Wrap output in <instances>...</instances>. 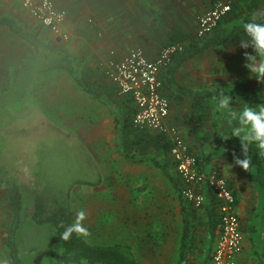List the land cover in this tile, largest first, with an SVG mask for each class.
<instances>
[{
  "label": "rangeland",
  "instance_id": "374dc122",
  "mask_svg": "<svg viewBox=\"0 0 264 264\" xmlns=\"http://www.w3.org/2000/svg\"><path fill=\"white\" fill-rule=\"evenodd\" d=\"M209 1L170 0L169 3L174 5L170 11L180 12L181 10L183 14L188 12L185 16L174 13L172 17H169L170 23L172 24L174 20L179 22L182 17L186 21L183 23L190 24V29L205 7L207 8ZM127 2H132L136 8L131 7L130 4L125 13L119 17L94 15L89 16L88 19L91 20L90 22H96L95 24L100 27L102 26L100 20L103 17H108L110 20L114 18V21L118 23L116 27L121 25L123 31H126L123 42L138 45V0H127ZM158 2L161 4L163 0H158ZM7 4H9L7 1L0 0L2 7ZM256 12H253V16L261 15L260 13L264 12V7ZM191 31L195 32L196 29ZM55 39L59 40L60 38L56 36ZM131 48H138V46ZM243 51L245 50L239 47V40L224 47L210 48L189 60L178 73V77L181 82L187 81L190 85L231 79L241 89L244 88V90L238 91L236 99L232 101L234 110L239 111L246 102L253 106H264V84L257 82L255 77H251L249 70L244 67ZM247 51L251 52L252 49L249 48ZM31 52H33V48L17 37L11 36L10 33L2 35L0 39V90L9 82L4 70L5 64L7 62L13 64L14 59L22 58ZM107 64L109 65V63ZM107 64L100 63L102 68L95 69L96 71L91 77L94 82L93 88L98 92L113 87L106 72ZM114 93L116 94L115 91ZM118 96L122 97L119 94ZM35 97L39 109L47 110V118L56 127H60V130L65 131L68 134L67 137H71L73 134L74 136L78 135L79 137H76L81 142L87 141V143L83 142L88 145L86 146L89 149L90 157L83 153L82 149L78 150V147H74L72 141L68 140L66 136L59 137L57 134L58 136L55 137L50 134L45 137L40 135L47 124L44 121L42 123L27 117L30 111H16L15 117L12 110L15 106H9V109L7 105L0 104V137H2L1 134L4 135L0 139V154L17 156L21 159L27 151L30 152L29 159H25V165L22 160L16 161L13 158L10 161L12 171H19L18 175L25 184L24 197L28 205L33 201V195L31 196L30 192L33 189L34 176H36L34 163L40 158L43 159L42 168L37 167V171L41 175H44L46 171L51 175V178L63 186L84 174L91 176L100 174L101 182L99 184H74L72 190L71 203L75 218L79 210H84L87 214L83 223L88 228L90 235L86 239L95 243H128L133 247L135 254L143 264H174L178 251L180 218H152V215L155 214L152 207L148 205L145 209L138 203V180L139 183L142 182L145 174L138 173V163L123 158L122 154L120 158L112 159V153L118 150L121 153L122 150L120 144L122 138L114 137L116 128L112 129L110 122L107 121L114 119V115L110 112L112 107L85 92L64 72L47 75L42 73L35 85ZM114 107L116 108L117 105ZM189 110L190 100L173 103V120L182 131L191 151L198 154L196 149L203 147V141L209 140L213 127L209 120L197 125L187 124L183 117ZM7 114L11 117L8 119L9 122L4 121ZM96 118L100 119V122L96 124L99 125L97 128L94 127L93 121ZM227 124L236 126L235 121L230 124L227 120ZM2 128L5 130L3 131ZM95 133L97 134L95 135ZM34 140L36 143L32 142ZM79 145L82 147V144ZM150 177L152 180V175ZM172 188L174 189L173 186ZM166 192L170 193V190L166 189ZM171 195H168V198ZM159 198L162 202L159 204L163 211L171 206L170 199L164 200L163 193H160ZM29 213L30 207L28 206L25 210V218H29ZM11 214L6 191L0 184V235L2 234L0 237V264H3L5 260L7 264H11L3 241ZM25 223L22 230L23 245L21 248L22 251L24 250L26 263L44 264L51 255L53 245L50 228L30 226L28 221ZM157 228L160 231L156 230ZM156 231L160 233L159 237L152 238ZM250 264H257L253 256L250 259Z\"/></svg>",
  "mask_w": 264,
  "mask_h": 264
},
{
  "label": "trees",
  "instance_id": "16d2710c",
  "mask_svg": "<svg viewBox=\"0 0 264 264\" xmlns=\"http://www.w3.org/2000/svg\"><path fill=\"white\" fill-rule=\"evenodd\" d=\"M262 4L264 5V0H234L232 10L219 21L211 32L199 36L195 32H186L180 27L174 26L164 43V46L179 43L182 47L172 55L171 60L164 68L163 92L170 99L176 101H191V111L186 116V120L190 124L197 125L209 120L213 127L211 137L203 145L204 153L195 154L202 168L209 164L213 157H223L233 162V150L237 155H240L238 138L232 137L224 141L220 137L222 135L230 136L235 126L227 124V119L216 110L212 97L222 89L234 100L238 91L244 90V88L241 89L230 81H218L198 86L187 85L177 79L176 72L185 62L196 55L210 48L223 46L234 37L243 34L242 23L253 18H256L257 22L264 23V13L256 17L250 15L254 8ZM3 28L10 30L29 43L33 52L25 61L17 65L8 84L0 90V104L7 105L8 108L15 106L12 108L14 116L16 111L25 110L30 111L27 117L32 120L44 121L47 125L41 134L39 132L40 135L46 137L51 134V136L57 137L59 134V137H67L68 134L65 131L60 130V127H56L47 118L48 111L39 109L37 105L35 85L42 73L46 74L53 70L65 71L85 91L95 98L108 102L112 107L110 112L114 115L117 123H120V137L122 138L120 144L124 155L132 161L150 162L159 167L170 184L178 191L182 207V221L174 264H210L214 245L222 229L219 200L212 188L206 184L198 188L205 195L201 206H195L183 196L181 179L176 172L174 160L170 158L172 141L168 134L135 127L132 121L136 111L133 98L127 96L120 103V100L112 98L113 90L110 89L107 99L103 93L93 88L94 82L88 78L91 74L88 73L87 68H82L83 63L77 57L65 53L47 42L39 30L29 29L17 18L6 14L0 15V30ZM115 91H117L116 87ZM116 105L118 107L113 108ZM10 118L7 114L4 121L9 122ZM2 130L5 129L2 128ZM1 136L4 137L3 134ZM76 136L71 134V137H67V139L72 141L74 147H78V150L82 149L83 153L90 157L89 149ZM35 140L32 142L36 143ZM79 144H82V147ZM205 150L211 152L212 155H208ZM29 153L27 151L21 159L17 156L0 154V182L7 193L12 213L5 238L11 264H27L24 250L22 251L21 248L23 225L27 221L30 226L50 228L53 245L51 255L44 264H143L135 254L133 247L128 243H95L86 237H78L75 234L67 241L61 239V233L64 231L61 224L67 226L75 221L71 203L74 184L97 185L101 182L100 174L94 173L97 176L84 174L63 186L51 178V175L46 171L44 175L37 171V167L42 168L43 159L40 158L34 163L36 176L31 172L34 176L33 189L30 192V195H33V201L28 205L24 197L25 184L18 175L19 171H12L10 161L13 158L16 161L22 160L25 165V159H29ZM249 157L252 161L249 172L237 167L246 173L248 181L255 187L258 202L262 206L259 213L264 218V158L257 155L254 145L249 151ZM227 182L237 204L238 191L229 178H227ZM28 206L30 207L29 218H25V210ZM158 231L152 238H157L160 234ZM261 242L254 241L252 245V255L257 264H264V246Z\"/></svg>",
  "mask_w": 264,
  "mask_h": 264
},
{
  "label": "crops",
  "instance_id": "0c3cea01",
  "mask_svg": "<svg viewBox=\"0 0 264 264\" xmlns=\"http://www.w3.org/2000/svg\"><path fill=\"white\" fill-rule=\"evenodd\" d=\"M5 1H7V3L9 4L5 5L4 7L0 5V15L6 14L17 18L23 25H25V27L29 29L39 30L42 37L54 47L74 57H77L79 61L83 63L82 68L83 69L87 68L88 73L91 74L90 77L88 76V78L93 77V73L97 69L99 70V68L100 69L102 68L100 66V63L106 65L113 59H120L124 57L132 49L131 47L133 46H138V48L142 49L150 59H154L157 57L161 48L164 46L168 34L173 30L174 26H178L186 32H192L191 30L196 29L197 27V21L195 20L193 22L194 25L189 29L190 24L183 23L186 21L182 17H180L179 22H176V20H174V22L171 24L170 23L171 19H169V17H172L174 13H177V15L179 16H185L188 12L183 14L181 10L180 12L170 11V9L174 7L173 4L169 3L170 0H163V3L161 4L158 2V0H138V45L126 44L125 42H123L124 41L123 38L124 35H126V31H123L121 25L116 27L118 23L114 21V18L110 20V18L108 17H103L102 20H100L102 26L99 27L98 25L95 24L96 22H90L91 20L88 19V17L94 15L119 17L125 13V10L128 7V5L131 4V7L134 6L136 8V6L132 2L128 3L127 0H55L56 7L58 9L65 10L66 12V21L64 24V30L65 33L67 34V37H61L56 33H54L49 27L44 26L33 15H31L22 6V0H5ZM211 4H212V0L209 1L207 8L205 7L202 13L206 11L211 6ZM263 7H264L263 4L257 6L251 11L250 15L253 16L254 14L253 12H256L257 10H262ZM263 13L260 14L262 15ZM111 22L114 23L111 24ZM5 33H10L11 36L17 37L18 39H20L21 41H23L32 48V46L29 43L25 42L23 39H21L20 37L12 33L10 30L5 28L0 30V39L2 35ZM243 35L244 33L234 37L222 47L234 41L237 42V40H239ZM56 36L59 37L60 39L56 40L55 39ZM31 53H29L28 55L22 58L14 59L13 64H9L8 62L5 64L4 70L7 74L8 79L11 77V74H13L16 71L15 69L17 68V65L25 61V59H27V57ZM187 62H185L176 72V77L179 81L180 78L178 77V73L182 70V68L185 66ZM61 72L66 73L65 71L54 70L53 72H48L45 75L49 73H61ZM162 78H163V74H162ZM220 81L232 82L231 79L220 80ZM181 83L190 85L187 81L185 82L182 81ZM199 85H204V84H199ZM78 86L81 87L80 85ZM113 86L115 85L113 84ZM194 86H198V85H194ZM110 89L113 90L112 98H114L117 101L120 100L119 101L120 103L123 101V99L126 98V96L125 97L122 96L123 99L122 97H119L117 91H115V87L100 92L103 93L104 96L107 98ZM114 91L116 92V94L114 93ZM117 96L119 97V100L117 99ZM102 101L106 102L105 100ZM184 101L186 100L176 101L170 99L171 108H170V115L168 117V123L175 125L177 128L178 126L174 123L173 120V113H172L173 103H182ZM106 103L109 104L108 102ZM190 111H191V105L189 112L183 117L184 121L187 124H190L186 120V116L190 113ZM93 121L95 124L94 127L97 128L99 125L96 124L100 122V119L96 118ZM107 121L110 122L112 129L115 130L116 128L117 130V131L115 130L114 137H119L120 123H117L115 119H111V120L109 119ZM96 134L97 133H95V135ZM184 139L186 140V138ZM83 141L87 143V141L85 140ZM104 143L106 142L104 141ZM118 144H119V139H118ZM204 144L205 142L203 141V145ZM203 148L204 147H199L196 149L198 154L204 153ZM205 152L208 155H212L211 152H208L206 150ZM121 154L123 155L122 156L123 158L125 157L126 159H128L123 154V150H121V153L119 152V150L117 152L112 153V159L117 157L120 158ZM170 158H172V156ZM134 162L138 163V173H140L141 175L142 174L146 175V176L144 175L145 179L143 178L142 182L139 183L138 180V203L145 209L147 208L148 205L152 207V210L155 213L154 215H152V218H180V225H181L182 207L179 201L178 191L176 190V192H174L175 188L174 189L172 188V184H170V181L163 174V172L159 167L155 166L150 162H139V161H134ZM216 166H218L217 169L220 168L218 169L219 171H221L227 178H229L232 181L233 186H235V188L238 191L239 197L236 204V210L240 217L241 228L244 234V249L238 255L237 260L239 264H250V259L253 256L252 255L253 242L261 240L264 246V218H262L261 217L262 215H260L259 213L262 206L258 202L257 191L253 186V184L248 181L246 173L243 172L241 169H239L237 166H235L233 162L223 157H213L211 162L207 164L205 167H203V169L208 170L211 167L216 168ZM151 175H152V180L150 177ZM164 187L165 188L167 187L166 189H169L170 193H167ZM160 193L164 194V200L167 201L168 199H170L169 201H171L170 203L171 206L165 208L164 211L162 210V207L159 204L162 203L159 198ZM168 195H171L170 198H168ZM259 221L260 223H258ZM10 222H11V218L8 220V228ZM8 228L5 232L4 240H3L5 249H6L5 238ZM156 230H159V228H157Z\"/></svg>",
  "mask_w": 264,
  "mask_h": 264
},
{
  "label": "built area",
  "instance_id": "2783aa9c",
  "mask_svg": "<svg viewBox=\"0 0 264 264\" xmlns=\"http://www.w3.org/2000/svg\"><path fill=\"white\" fill-rule=\"evenodd\" d=\"M234 0H212L211 6L197 19L195 33L211 32L227 15ZM22 6L44 26L61 37L64 30L65 10L58 9L55 0H22ZM179 43L163 46L157 57L150 59L140 48H132L124 57L113 59L107 75L120 96H131L136 105L132 121L135 127L168 134L172 141L171 156L181 179L182 194L199 207L205 195L198 188L208 185L219 200L222 229L214 245L210 264H239L237 257L244 249V234L236 210V199L227 178L215 167L203 169L191 151L182 132L168 123L171 102L163 92V70L172 55L181 49Z\"/></svg>",
  "mask_w": 264,
  "mask_h": 264
},
{
  "label": "clouds",
  "instance_id": "9594fccd",
  "mask_svg": "<svg viewBox=\"0 0 264 264\" xmlns=\"http://www.w3.org/2000/svg\"><path fill=\"white\" fill-rule=\"evenodd\" d=\"M242 29L244 35L239 39V47L245 50L242 53L245 60L244 67L249 70L251 77H255L257 82L264 84V23L257 22L256 18H253L242 23ZM249 48L252 49L251 52L247 51ZM212 100L215 102L216 110L230 124L235 121L236 126L233 127L231 135L220 137L224 141L232 137L239 139L240 155L233 150V164L249 172L252 165L249 151L253 145L257 149V155L264 158V106H253L246 102L239 111H236L232 106L233 97L222 89L212 97ZM86 217V212L79 210L73 223L67 226L61 224L64 228L61 239L67 241L73 234L78 237L89 236L90 232L83 223ZM3 264H7V261L5 260Z\"/></svg>",
  "mask_w": 264,
  "mask_h": 264
}]
</instances>
